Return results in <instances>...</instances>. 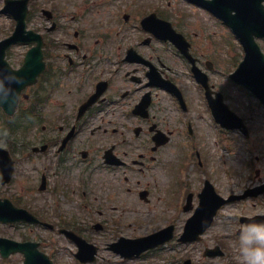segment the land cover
I'll list each match as a JSON object with an SVG mask.
<instances>
[{"label":"flooded vegetation","instance_id":"obj_1","mask_svg":"<svg viewBox=\"0 0 264 264\" xmlns=\"http://www.w3.org/2000/svg\"><path fill=\"white\" fill-rule=\"evenodd\" d=\"M65 11L68 10L51 11V27H43L45 33L42 26L37 27L36 17H30L33 28L44 35L45 68L38 82L20 99V111L32 116V120L19 121L21 127L28 129V134L14 137L13 143L4 145L15 156L18 167L25 165L14 181L23 177L27 186L12 194L13 181L1 184L2 197L24 207L38 208L34 214L40 221L51 223L50 229L60 238L57 250H65L59 247L64 245V240L72 244L63 235L64 230L88 240L87 233L91 229L86 224L98 223L103 230L111 214L121 207L123 212L132 214L130 222H142L140 217L155 216L156 208L152 213V206L157 201L166 205L168 198L162 189L155 194L151 179L156 180L171 143L157 146V132L174 138L177 132L184 135L186 124L189 137L195 138L188 101L184 110L174 98L179 112L187 117L185 121L171 117L165 106L168 92L153 85V75L167 78L166 43L143 28L135 32L136 38H130L131 30H124L122 35L117 32L120 40L105 36L91 40L75 33V43H72L68 31L75 18L70 19ZM148 13H156L162 19L167 12L160 6L148 8ZM8 60L13 68H20L25 55L10 54ZM197 154L200 157L199 152ZM202 182L204 180L199 184ZM201 190L202 184L197 192L187 193L188 197L193 196V204L198 201ZM72 202H76L74 211ZM172 203L179 205L178 200ZM50 206L53 210L46 216L40 208ZM176 213L171 221L169 213L159 215L167 222L165 227L169 224L175 227L176 243L173 240L165 246V253H174L184 246L178 242L184 226L177 228L180 218ZM215 226L214 222L204 237L210 235ZM233 227L234 224L228 222L224 231L228 233ZM194 244H198L197 249L203 256L208 248L216 245L205 238ZM219 245L225 249L224 244ZM225 253L226 256V249ZM178 263L184 264V258Z\"/></svg>","mask_w":264,"mask_h":264},{"label":"rangeland","instance_id":"obj_2","mask_svg":"<svg viewBox=\"0 0 264 264\" xmlns=\"http://www.w3.org/2000/svg\"><path fill=\"white\" fill-rule=\"evenodd\" d=\"M37 7L53 10L55 8L67 9L66 13H70L69 18L76 16L73 27L69 30L70 41H74L73 34L78 31L84 33L86 38L102 39L103 36L110 40H120L117 35L119 29L117 10L128 11L132 13V18L136 12L132 8L126 10V4L130 5L136 0H33ZM149 0L139 2L140 5L134 9H146ZM157 2V0H153ZM162 1V5L168 4V17L174 22L176 28L188 37L193 45L195 55L201 61V67L209 74L210 82L216 90L221 91L228 105L241 117L244 118L250 127L251 137L248 141L239 133L223 132L215 126L213 119L207 108L203 90L196 83L191 73V67L179 54L172 44H168V66L167 72L169 78L176 82L183 90L186 97H189L192 112L189 116L193 118V125L196 129V137L194 146L201 151L203 155V170L192 167H184V163L192 155L191 151L187 152L186 148L179 141L182 139L178 134L174 138V142L166 150L163 158V166L158 170L156 180L154 182L153 191L157 195L159 189H162L164 195L168 198V203L157 201L151 209L153 213L156 208V215L149 218L148 216L141 218L142 222H130L132 220L131 213L123 212L121 207L118 211L111 214V220L106 224V229L99 231H90L87 233L89 238L100 247V258L95 264H123L120 259L113 256L106 250L108 243L114 241L116 236L130 235L140 236L154 232L166 225L164 219L161 220V212L169 213V220L176 210L172 202L177 200L173 192L178 191L180 195L186 191L185 186L190 183L189 191H198L200 188L199 181L207 178L214 184L218 192L223 196L231 194H240L247 187L258 182L256 171L260 170V178L264 180V107L251 95H248L242 88L236 86L229 80V74L232 73L240 61L243 59V52L238 42L230 34V32L216 21L213 17L195 10L188 6L182 0H158ZM126 3V4H125ZM4 6V0H0V11ZM125 8V9H124ZM131 9V10H130ZM34 13V12H33ZM36 17L37 27L47 25L46 19L37 11ZM123 20V19H122ZM123 22V21H122ZM121 23V22H120ZM134 23V19H133ZM122 24V23H121ZM32 28V23L29 24ZM15 28V22L11 17L0 13V40L9 36ZM131 29V28H130ZM116 30V31H114ZM137 32L131 29L130 38H136L133 34ZM124 32L121 31V35ZM59 36V34H57ZM264 50V41H259ZM26 47L20 46L13 50V55H20ZM207 61L213 63V69L208 70ZM171 117L176 116L173 108L171 97L168 98L165 105ZM4 135V131L0 128V136ZM15 135H19L18 132ZM200 149H199V148ZM192 157V156H191ZM162 163V160H160ZM23 170V169H21ZM25 180L19 177L15 184L10 188L12 194H16V190L21 189ZM203 184V183H202ZM74 203L72 202L71 210L74 211ZM258 203V204H256ZM264 207V197L259 200L243 201L230 205L221 212L217 224L213 231L208 235L205 241L211 244L223 243L227 246L228 254L225 258H217L213 260L203 259L202 253L198 251L199 246H188L187 249L180 248V251L171 253H163L157 251L145 259L139 260L137 264H179L178 261L183 257H190L194 264H241L238 259V241L235 240L239 224H234V231L226 233L224 229L228 226L225 224L226 217H232V220L240 215H253L259 213ZM39 210L38 208H35ZM50 216L53 207L40 208ZM69 210V208H65ZM147 209V208H144ZM178 211L177 213L182 215ZM145 216V214H143ZM128 216L127 218H124ZM188 217L183 215L178 221V226L183 225V220ZM225 217V218H224ZM151 219V221H148ZM235 221V220H234ZM91 225V224H86ZM38 235L50 237L45 230L33 228L29 226L9 227L0 225V236H7L15 240H34ZM53 236V235H52ZM54 237V236H53ZM195 248V249H193ZM54 246L48 243L47 252L53 254ZM71 254H65L62 258L58 255V264H73ZM74 260V259H73ZM20 256L10 260H2L0 264H21ZM132 264V263H128Z\"/></svg>","mask_w":264,"mask_h":264},{"label":"water","instance_id":"obj_3","mask_svg":"<svg viewBox=\"0 0 264 264\" xmlns=\"http://www.w3.org/2000/svg\"><path fill=\"white\" fill-rule=\"evenodd\" d=\"M28 1L29 0H7V5L3 12L10 13L16 19L17 28L11 37L0 42V70L5 71L3 69L5 68L9 71L4 62V56L6 50L13 44L41 41V37L39 35L26 31ZM192 1L207 6L211 11L225 20L237 34L245 48L246 57L241 63L239 69L234 75H232L231 78L251 90L264 103V55L255 42V38H264V0ZM165 36L172 39L182 49H184L187 45L181 37L175 34V32H173V34L168 32ZM42 47L43 44L40 42L37 48L32 49L28 53L26 63L27 66L24 69L19 72H13L10 70L11 72L18 74L22 78L23 82L12 85V87L16 89L17 95L11 107L4 105L8 112L13 113L20 92L27 85L35 82L38 72L35 71L33 66L35 61L38 59L36 53L39 52L41 55ZM198 80L206 85L205 75L203 76L199 73ZM218 97L219 99L212 103L218 120L220 122L222 121L223 125L225 122L229 128H242L243 120L232 113L223 104V97L221 94H218ZM220 206L221 204H218L217 208ZM215 213L216 210L213 215ZM24 214V211L13 207L7 201H0V222H19L24 218ZM160 239L161 235H154L149 238L131 241L134 245L133 248L135 249V255L159 245L163 242V240ZM16 252H23L26 255L27 260L25 264H52L46 257L38 254L35 245L30 246L28 244H19L14 241L0 239V253H2L3 256H9L11 253Z\"/></svg>","mask_w":264,"mask_h":264},{"label":"clouds","instance_id":"obj_4","mask_svg":"<svg viewBox=\"0 0 264 264\" xmlns=\"http://www.w3.org/2000/svg\"><path fill=\"white\" fill-rule=\"evenodd\" d=\"M22 78L9 71L0 70V109L12 106L16 98L13 84L22 83ZM238 259L241 264H264V220H251L239 225Z\"/></svg>","mask_w":264,"mask_h":264}]
</instances>
